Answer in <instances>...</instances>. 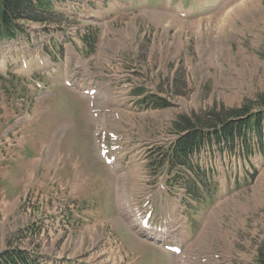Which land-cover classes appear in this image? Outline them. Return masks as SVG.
Wrapping results in <instances>:
<instances>
[{
  "label": "rangeland",
  "instance_id": "rangeland-1",
  "mask_svg": "<svg viewBox=\"0 0 264 264\" xmlns=\"http://www.w3.org/2000/svg\"><path fill=\"white\" fill-rule=\"evenodd\" d=\"M129 2L62 1L63 25L29 23L0 42V253L21 249L42 264H257L264 141L251 133L247 159L208 147L194 156L218 188L202 202L183 189L194 178L170 177L161 161L181 116L264 112V0ZM121 194L146 230H167L179 259L131 228Z\"/></svg>",
  "mask_w": 264,
  "mask_h": 264
},
{
  "label": "trees",
  "instance_id": "trees-1",
  "mask_svg": "<svg viewBox=\"0 0 264 264\" xmlns=\"http://www.w3.org/2000/svg\"><path fill=\"white\" fill-rule=\"evenodd\" d=\"M55 2L56 0H0V41L18 39L21 31L29 23L41 24L45 27L63 25L66 21H63L65 15H60L56 11ZM85 36L88 52L93 51L95 40L90 38L96 35L91 36L89 32ZM260 105L264 107V96L260 99ZM167 106L168 104L158 100L152 105L153 108ZM253 109L249 104H244L242 108L224 115L214 113L184 115L174 123L177 140L163 153L161 166L167 170L170 177L174 178L181 173L184 179L189 178L188 174L194 178H189L188 184L183 188L192 202H202L203 199L212 198L218 191L217 186L213 189L208 185L212 172L208 169L201 170L198 161L193 160L194 156H198L208 147L213 154L216 152L214 148H217L224 155L230 151L247 159L251 157L248 152L251 149L247 144V140L250 141L252 137L251 133L259 136L261 142L264 141V112L256 113ZM238 139L243 140L244 144H239ZM239 146L245 148L238 152L236 147ZM207 155L213 160L211 154ZM173 178L168 179L171 187L174 186ZM207 189L210 192H207ZM0 264H42V262L39 257H32L21 249H10L0 253ZM257 264H264V247L258 252Z\"/></svg>",
  "mask_w": 264,
  "mask_h": 264
},
{
  "label": "bare ground",
  "instance_id": "bare-ground-1",
  "mask_svg": "<svg viewBox=\"0 0 264 264\" xmlns=\"http://www.w3.org/2000/svg\"><path fill=\"white\" fill-rule=\"evenodd\" d=\"M252 5L248 8V11H251V10H253L252 9ZM255 7V6H254ZM242 11V10H241ZM240 13V12H239ZM242 13H244L243 11H242ZM241 14V13H240ZM246 15H248V14H250V13H245ZM245 15V16H246ZM252 15V14H251ZM254 15V14H253ZM215 28H217V27H215ZM219 32H220V29H219V31L217 32V34H219ZM86 89H87V87H86ZM88 90H94V89H88ZM97 99L98 98H96V102H97ZM95 102V101H94ZM102 108V107H101ZM100 108V111H101V113H103V110L104 109H101ZM102 118H103V114L102 115H100L99 116V128L100 127H104L103 125H101V123H102ZM101 134V136L99 135V137H100V140L103 138V134H102V132L100 133ZM103 143V142H102ZM103 150V152L105 151V149L103 148L102 149ZM122 196L120 197V200H121V207L123 208V211H122V213H123V216L125 217V219H126V221L129 223V225L131 226V228L137 233V234H144L143 236L145 237V238H147V239H149V238H151L152 240H154L155 242H157V243H161V244H165L166 242L165 241H168V239H169V234L167 233V230H165V232L164 233H159L158 231H148V230H146L145 229V224H143L140 220H139V218H137L136 216H133L132 215V211H131V213H128V210H127V207L125 208V206L124 205H126V201H125V198H124V195L123 194H121ZM126 196V195H125ZM129 207V206H128ZM135 219H137V220H135ZM166 246V245H165ZM177 248H179V247H177ZM180 252H183V251H180ZM171 254L176 258V259H179V257H176L172 252H171ZM181 255H183V254H181ZM181 259V262L183 261L182 260V257L180 258ZM183 264V263H182Z\"/></svg>",
  "mask_w": 264,
  "mask_h": 264
}]
</instances>
